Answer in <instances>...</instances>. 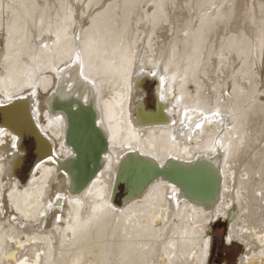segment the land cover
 <instances>
[{
	"label": "bare ground",
	"instance_id": "1",
	"mask_svg": "<svg viewBox=\"0 0 264 264\" xmlns=\"http://www.w3.org/2000/svg\"><path fill=\"white\" fill-rule=\"evenodd\" d=\"M77 51L87 80L59 71ZM0 101L19 138L0 140V264H209L220 219L239 264H264V0H0ZM185 106L220 117L189 141ZM26 134L39 157L22 181Z\"/></svg>",
	"mask_w": 264,
	"mask_h": 264
},
{
	"label": "snow or ice",
	"instance_id": "2",
	"mask_svg": "<svg viewBox=\"0 0 264 264\" xmlns=\"http://www.w3.org/2000/svg\"><path fill=\"white\" fill-rule=\"evenodd\" d=\"M212 7H215L214 5ZM69 12H71V7L69 6ZM72 23L73 21L70 19V18H66L65 20H57L56 21V24H55V32H56V37H55V42H59L60 39H61V31H63L65 33V36L67 35V32L71 29V26H72ZM46 31L50 32L52 31V26H49V29H47ZM77 41L80 40V37L79 36H76L75 37ZM90 45L94 42L90 41L89 42ZM50 45L46 42H44V40L42 38L38 39V43L35 45L34 47V52H33V56H35L40 49H49ZM31 58V57H30ZM72 65H77L79 67V74L85 79L87 80V77L84 76V71H83V59H82V54H81V51H77L75 53V58L71 60V64H65V68H62V69H59L60 72H63L65 71L67 68H70ZM158 67V65H157ZM165 71H167V69H164ZM153 76L156 75L155 72L152 73ZM161 79H163V77H161ZM94 83V82H93ZM32 95L34 96L35 95V92L32 93ZM8 101L10 102L12 97L11 96H8L7 97ZM178 102H182L183 100V97H179L177 98ZM4 101H0V103H3ZM20 112H22L23 110H19ZM198 113L199 117H202V119H193V115L191 114H196ZM216 117H220V110L219 108H217L214 112H212L210 115H206L205 114V111L203 108L199 107V106H193L191 108L185 106L182 108V119L179 121L180 124L182 126H187L188 128V132L190 133L188 136H187V139L189 141H191L193 139V133L196 132L197 129H202L203 126H204V122L205 121H209L211 119H214ZM102 123V122H101ZM177 123V121H173V124ZM5 136H11V139L13 141L12 143V147L13 148H16V143L15 141L17 139H19L17 136L15 135H12L11 133H8L7 130L3 127H0V140L3 139V137ZM172 141L173 142H176V136H172L171 137ZM222 146V145H221ZM63 147V145L61 146ZM227 150V149H225ZM188 150L185 149V152H187ZM49 159H51V157H49ZM42 163V162H41ZM145 164H147V162H144ZM40 165L37 164L36 167L38 168ZM15 191V189L13 188V191H10L7 193V196H8V200H9V207L11 208H14V210L18 213H20L21 215H23V212H22V209L20 207V205L15 202L13 200V192ZM176 192H177V189L175 188V186L173 185L172 186V196H171V199L175 200L176 201V204H177V207H179V200L177 199L176 197ZM63 199H66L65 197H61L59 194H57L55 196V202H56V205L59 207L60 206V202L61 200ZM77 203H79V201H77ZM53 206V202L50 200L48 202V204L46 205V207L48 209L52 208ZM4 208H5V204L3 202V194L0 193V212H3L4 211ZM192 211H195V209H193ZM39 215H44L43 212H40ZM212 215L216 216L217 218L221 215V208L220 207H216L214 208L213 210V213ZM10 219L12 221H17V217L16 216H10ZM61 219L60 216H57L56 219H55V222H59ZM69 230V229H66V231ZM72 231H74V229H71ZM226 242L231 244L232 243V238L231 236H226ZM23 245H21L22 247ZM15 254H13V257H14ZM164 259H167V257H164ZM20 264H28V259L27 257H25L23 260L20 261Z\"/></svg>",
	"mask_w": 264,
	"mask_h": 264
},
{
	"label": "rangeland",
	"instance_id": "3",
	"mask_svg": "<svg viewBox=\"0 0 264 264\" xmlns=\"http://www.w3.org/2000/svg\"><path fill=\"white\" fill-rule=\"evenodd\" d=\"M144 89L146 91L145 101L149 109L155 107L156 96L155 89L156 82L152 78H146ZM1 121V115H0ZM34 135L26 134L23 139V148L25 154L23 156L21 166L17 168V175L22 181L27 180L28 174L33 163L38 159V140ZM37 140V141H36ZM130 188L125 182H120L116 193L114 195V201L117 206H122L125 198L128 196ZM209 231L212 236V246L209 264H239V259L246 249L239 241H234L231 244L226 242L227 235V223L224 219H220L211 224ZM239 242V243H238Z\"/></svg>",
	"mask_w": 264,
	"mask_h": 264
},
{
	"label": "water",
	"instance_id": "4",
	"mask_svg": "<svg viewBox=\"0 0 264 264\" xmlns=\"http://www.w3.org/2000/svg\"><path fill=\"white\" fill-rule=\"evenodd\" d=\"M1 122L3 123L4 122V118H2L1 119ZM85 135V134H84ZM84 135L82 134V136H81V138H82V141H83V138L85 139V137H84ZM87 141V140H86ZM87 143V144H86ZM89 145L88 144V141L87 142H85V141H83V146H85V149H88V147L87 146ZM38 154H39V148H38ZM39 156V155H38Z\"/></svg>",
	"mask_w": 264,
	"mask_h": 264
}]
</instances>
